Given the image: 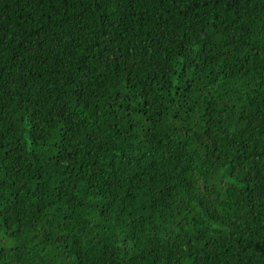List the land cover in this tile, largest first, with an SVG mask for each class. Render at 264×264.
I'll list each match as a JSON object with an SVG mask.
<instances>
[{"label":"trees","instance_id":"trees-1","mask_svg":"<svg viewBox=\"0 0 264 264\" xmlns=\"http://www.w3.org/2000/svg\"><path fill=\"white\" fill-rule=\"evenodd\" d=\"M0 264H264V0H0Z\"/></svg>","mask_w":264,"mask_h":264}]
</instances>
